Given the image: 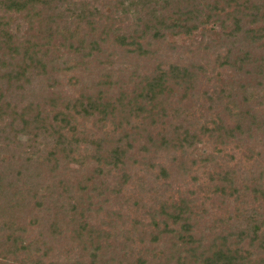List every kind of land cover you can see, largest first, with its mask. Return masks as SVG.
<instances>
[{"label": "trees", "instance_id": "16d2710c", "mask_svg": "<svg viewBox=\"0 0 264 264\" xmlns=\"http://www.w3.org/2000/svg\"><path fill=\"white\" fill-rule=\"evenodd\" d=\"M259 131L264 0H0V264H264Z\"/></svg>", "mask_w": 264, "mask_h": 264}, {"label": "rangeland", "instance_id": "374dc122", "mask_svg": "<svg viewBox=\"0 0 264 264\" xmlns=\"http://www.w3.org/2000/svg\"><path fill=\"white\" fill-rule=\"evenodd\" d=\"M208 29H200L197 33H195L191 38L185 37V36H180L178 37L177 40H174L172 38H167V41L161 42L159 45L160 49V57L163 61L165 62H174L176 60H181L182 62H186L187 64L195 63L198 65L199 68L203 67L202 74H200L201 79L204 81L212 75L214 71H212L216 66L214 65V60H215V54L217 50L212 49V50H204L203 47H201V43L205 40L209 42V39L211 38V34L215 33V31H219L216 29H213V25L207 26ZM204 32H206V38H204ZM227 34V33H226ZM116 60L115 62L117 63V66H124L126 60L122 55L120 56H115ZM152 59V58H151ZM151 59H147L146 62L141 63L143 66H147V62H151ZM104 68H107V65L104 66ZM93 70L95 69L94 67L92 68ZM100 72L94 73L95 76H97ZM230 74V73H229ZM229 74H224L225 78L224 80L226 82L230 81V78L233 77ZM260 132V131H259ZM262 136V133L260 132L255 133L253 135V138L251 139L254 144H256L258 147L264 148V145L262 146L263 140L260 139ZM21 140L24 142L27 140V137L20 136ZM203 145H199V149H203ZM71 169H79L80 167L76 164H71ZM151 179V178H150ZM151 186L149 185V188ZM246 210L250 211L251 208L258 206L257 210L259 211L261 208V213L264 211V199H258L257 200H246ZM112 205L114 206V211L115 213L120 212L123 209V205L121 202L118 200L112 201ZM235 209V207H234ZM233 210V207H232ZM234 213V212H233ZM259 213V212H258ZM257 213V215H258ZM142 219V218H141ZM124 221L127 220V217L123 219Z\"/></svg>", "mask_w": 264, "mask_h": 264}]
</instances>
